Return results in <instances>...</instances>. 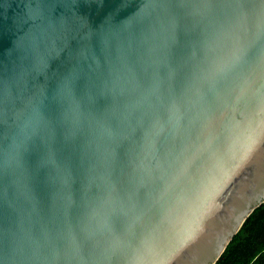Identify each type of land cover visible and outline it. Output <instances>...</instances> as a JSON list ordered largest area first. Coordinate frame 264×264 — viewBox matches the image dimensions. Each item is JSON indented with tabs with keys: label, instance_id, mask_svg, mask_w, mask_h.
I'll list each match as a JSON object with an SVG mask.
<instances>
[{
	"label": "water",
	"instance_id": "obj_1",
	"mask_svg": "<svg viewBox=\"0 0 264 264\" xmlns=\"http://www.w3.org/2000/svg\"><path fill=\"white\" fill-rule=\"evenodd\" d=\"M264 202V0H0V264H213Z\"/></svg>",
	"mask_w": 264,
	"mask_h": 264
},
{
	"label": "trees",
	"instance_id": "obj_2",
	"mask_svg": "<svg viewBox=\"0 0 264 264\" xmlns=\"http://www.w3.org/2000/svg\"><path fill=\"white\" fill-rule=\"evenodd\" d=\"M213 264H264V202L245 218Z\"/></svg>",
	"mask_w": 264,
	"mask_h": 264
}]
</instances>
